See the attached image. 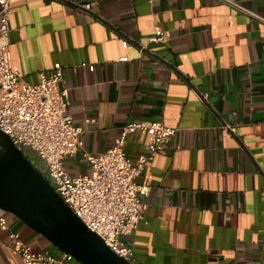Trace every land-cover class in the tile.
<instances>
[{"label":"crops","instance_id":"crops-1","mask_svg":"<svg viewBox=\"0 0 264 264\" xmlns=\"http://www.w3.org/2000/svg\"><path fill=\"white\" fill-rule=\"evenodd\" d=\"M236 1L264 17V0ZM11 9L10 67L30 83L64 67L68 109L84 129L64 160L70 173L91 174L84 152L108 150L129 123L176 129L138 178L150 186L143 219L121 238L133 264H264V21L220 0H15ZM155 23L168 43L148 42ZM148 143L128 133V157ZM0 215L1 263L21 261L10 232L60 252Z\"/></svg>","mask_w":264,"mask_h":264},{"label":"built area","instance_id":"built-area-1","mask_svg":"<svg viewBox=\"0 0 264 264\" xmlns=\"http://www.w3.org/2000/svg\"><path fill=\"white\" fill-rule=\"evenodd\" d=\"M15 0H0V129L21 149L52 184L73 213L93 232L97 233L116 254L133 264L134 250L122 241L138 227L146 204L142 197L150 192L146 181L138 178L154 157L163 151L176 129L162 120L134 122L125 125L115 144L108 150L83 156L92 169L91 174H72L64 160L77 154L82 126L75 123L69 112V91L61 87L63 65L55 63L48 73H42L38 83L24 80L20 71L10 67L11 28L9 20ZM235 9L261 17L236 0H220ZM90 9V5H85ZM149 43H168L170 33L155 23ZM123 47L130 42L125 39ZM122 60H127L126 57ZM94 70V65L81 63ZM139 130L149 136L145 155L131 159L126 153L128 133ZM0 227L8 229L7 219L0 215ZM13 247L20 255V263L0 264H72L71 254L60 251L37 252L17 232H10Z\"/></svg>","mask_w":264,"mask_h":264},{"label":"water","instance_id":"water-1","mask_svg":"<svg viewBox=\"0 0 264 264\" xmlns=\"http://www.w3.org/2000/svg\"><path fill=\"white\" fill-rule=\"evenodd\" d=\"M0 208L81 264H131L91 231L0 129Z\"/></svg>","mask_w":264,"mask_h":264},{"label":"trees","instance_id":"trees-1","mask_svg":"<svg viewBox=\"0 0 264 264\" xmlns=\"http://www.w3.org/2000/svg\"><path fill=\"white\" fill-rule=\"evenodd\" d=\"M27 157V156H26ZM28 158V157H27ZM29 159V158H28Z\"/></svg>","mask_w":264,"mask_h":264}]
</instances>
